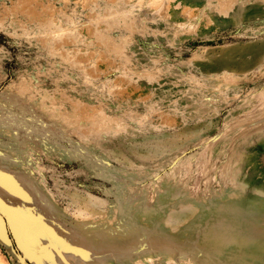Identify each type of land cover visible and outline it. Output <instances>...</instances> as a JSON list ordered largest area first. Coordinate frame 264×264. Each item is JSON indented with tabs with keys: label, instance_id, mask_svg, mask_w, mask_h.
Returning <instances> with one entry per match:
<instances>
[{
	"label": "rangeland",
	"instance_id": "1",
	"mask_svg": "<svg viewBox=\"0 0 264 264\" xmlns=\"http://www.w3.org/2000/svg\"><path fill=\"white\" fill-rule=\"evenodd\" d=\"M236 6L0 0V264H264V0Z\"/></svg>",
	"mask_w": 264,
	"mask_h": 264
},
{
	"label": "bare ground",
	"instance_id": "2",
	"mask_svg": "<svg viewBox=\"0 0 264 264\" xmlns=\"http://www.w3.org/2000/svg\"><path fill=\"white\" fill-rule=\"evenodd\" d=\"M238 1L239 0H218V3H219V10H220V13L222 14H225V15H228L230 16L233 12H235V10L237 9V6L236 4H238ZM257 54H260L259 56L261 57H264V47L260 50H258ZM44 194V193H43ZM43 196V195H42ZM46 201V200H45ZM44 202V201H43ZM51 203V202H50ZM80 244V243H79ZM81 245V244H80ZM86 246V245H85ZM86 249H87V252H86V256H83V254H81L82 252L79 251L80 255H82L83 257L86 258V260L88 261H92L95 259L94 257V251L92 249L91 246L87 245L86 246ZM137 254H141V253H137ZM191 264V263H190Z\"/></svg>",
	"mask_w": 264,
	"mask_h": 264
}]
</instances>
